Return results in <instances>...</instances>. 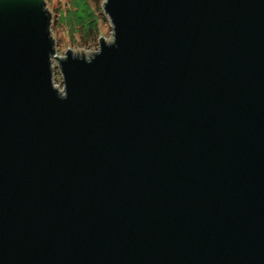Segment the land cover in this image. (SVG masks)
I'll return each instance as SVG.
<instances>
[{"label":"water","instance_id":"obj_1","mask_svg":"<svg viewBox=\"0 0 264 264\" xmlns=\"http://www.w3.org/2000/svg\"><path fill=\"white\" fill-rule=\"evenodd\" d=\"M58 57L0 0V264H264V0H106Z\"/></svg>","mask_w":264,"mask_h":264},{"label":"rangeland","instance_id":"obj_2","mask_svg":"<svg viewBox=\"0 0 264 264\" xmlns=\"http://www.w3.org/2000/svg\"><path fill=\"white\" fill-rule=\"evenodd\" d=\"M76 0H45L46 10L50 15V32L55 42L56 55L64 57L68 51H72L73 55L85 59H90L100 49V40L105 39L107 42H112L114 39V31L112 22L105 12L104 4L106 0H77L84 6L92 8V18L100 28V34L92 35L86 40L81 34H76L72 38L71 28L66 26L67 21L71 16L67 13L64 15L63 11L67 10L69 6L73 5ZM102 10H98V9ZM103 13V16L101 15ZM89 19V18H88ZM53 80L55 86L62 92L64 90L63 77L60 71L59 62L56 58L53 60Z\"/></svg>","mask_w":264,"mask_h":264},{"label":"trees","instance_id":"obj_3","mask_svg":"<svg viewBox=\"0 0 264 264\" xmlns=\"http://www.w3.org/2000/svg\"><path fill=\"white\" fill-rule=\"evenodd\" d=\"M98 10H102L101 7ZM63 12H67L71 16V19L68 20V17L64 16L67 15V13L62 14L64 18L68 20V24L65 25L71 28L72 38L76 34H81L88 40L92 35L97 36L100 34V28L97 27V22L95 23L92 18V8L90 6H84L76 0L73 2V5L69 6L68 9ZM101 15L103 16L102 12Z\"/></svg>","mask_w":264,"mask_h":264},{"label":"built area","instance_id":"obj_4","mask_svg":"<svg viewBox=\"0 0 264 264\" xmlns=\"http://www.w3.org/2000/svg\"><path fill=\"white\" fill-rule=\"evenodd\" d=\"M54 58L58 59V56L56 55V53H55V56H53V60H54Z\"/></svg>","mask_w":264,"mask_h":264}]
</instances>
